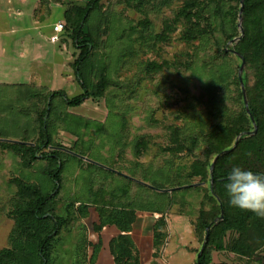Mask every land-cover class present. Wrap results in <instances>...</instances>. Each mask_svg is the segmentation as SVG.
I'll return each mask as SVG.
<instances>
[{"label": "rangeland", "instance_id": "obj_1", "mask_svg": "<svg viewBox=\"0 0 264 264\" xmlns=\"http://www.w3.org/2000/svg\"><path fill=\"white\" fill-rule=\"evenodd\" d=\"M86 1L88 0L49 2L51 6L68 7L82 6ZM185 1L152 0L151 5L145 9L146 15H142L127 7L125 0H102L97 15L93 16L91 23L84 29L85 33H91L96 46L91 52L88 70L85 72L88 85L94 87L97 83L104 82L106 88L102 98L87 100L78 108L66 109L58 99L54 103L56 111L52 117L55 122L57 115L67 112L78 119L89 120V127L81 128L77 135L65 129L63 124L54 125L52 129L55 145L77 160L62 158V182L53 204L54 214L61 216L62 222L52 243L50 264H113L109 243L119 232L114 226L108 225L98 234L93 231L94 204L104 205L108 209H119L122 204L131 203L136 213L131 231L136 249L138 248L135 239L140 243L152 240L153 224L160 215L143 209L159 211L165 207V203H154V196L135 184H145V187L153 190H172L170 193L188 187L176 186L184 179L190 164L197 158L202 159L205 144L198 142L192 154L183 152L177 155V152H164L163 149L171 145V130L180 129L185 136H195L202 133L201 130H206L212 120L204 85L209 83L212 75H218L223 67L230 74L227 81L235 97L236 93L230 86V80L233 74H239V69L232 56L224 59L216 52L215 39L221 33L216 31L204 44H201V41L185 43L181 38L183 26L176 23L172 26L174 30L169 34L167 42L161 43L154 39L163 31L165 23L174 19L175 13L182 8ZM207 4L212 12V2ZM230 5L235 7V3ZM49 6L42 7L44 16L47 8L49 11ZM228 6L229 4L225 3L222 11L227 10ZM58 9L53 10L51 22L60 18L61 8ZM144 19L147 21V28L142 29L139 24L145 21ZM11 21L6 13H0V41L5 40V44H10V47H6L7 53L15 54V45L12 46L14 39L6 35V32L12 30L8 27H16ZM61 34L65 35L64 32ZM228 46L231 47L232 44ZM45 47L49 53V42L45 43ZM77 55L78 52L72 56L66 55L65 61L55 71L49 73L41 70L39 84L37 81L32 82L33 88L42 90L44 95L60 90L68 97L79 95L81 89L71 66ZM191 60L195 69L184 72L181 66ZM245 69L244 67L243 71L248 73ZM13 70L16 69L6 71L0 68V82L6 73L10 72V76H16L17 73L11 74ZM248 84L252 85L249 73ZM13 88L8 89L0 83V95L6 94L3 99L6 101L10 98L16 105L14 110L0 111V133L3 136L0 140L21 143V140L27 137L28 142L32 143L35 136L28 125H25V115L18 113L17 109H21V105L28 108L32 103H37L38 96L22 99L18 94L14 97ZM6 104L2 103L0 108ZM202 122L204 125H201ZM140 139L146 143V148L142 149L141 155L137 157L136 144ZM48 151L51 152L52 149ZM86 160L103 167H89L88 164L91 163ZM46 166V162H33L25 167L19 156L0 147V251L14 250L12 240L15 224L9 217L13 201H17V188L13 181L43 184L45 177L42 172ZM121 177L131 180L132 184ZM152 183L165 186V189H156L151 186ZM197 183L198 180H195L192 186H197ZM172 185L175 187L172 188ZM203 186L201 184V187ZM122 189H126L127 193L123 194ZM201 199L202 196L194 192L174 198L172 208L164 214L167 227L169 221H175L173 219L178 223L187 219L189 224L191 223L192 234H187L184 229H173L170 243L162 257H175L177 264H186L184 257H190L194 253L186 251L181 244L192 246L195 240L197 249L193 252L199 249L198 241L195 238L192 240V223L196 220ZM81 206L89 207V213L82 215L78 211ZM182 214L186 215V218L180 216ZM143 224L145 226L141 227ZM166 233L165 243L168 231ZM94 246H97V251ZM95 253L96 257L91 261ZM151 255L152 248L150 257ZM212 255L211 264H257L254 260L236 259L237 257L228 252H213Z\"/></svg>", "mask_w": 264, "mask_h": 264}, {"label": "trees", "instance_id": "obj_2", "mask_svg": "<svg viewBox=\"0 0 264 264\" xmlns=\"http://www.w3.org/2000/svg\"><path fill=\"white\" fill-rule=\"evenodd\" d=\"M49 1L52 0H40L39 7L35 10V15H39L42 20L46 16L42 7H48ZM101 1L88 0L82 6H59L64 26L62 32L71 40L74 50L78 52L71 66L81 89L79 95L68 97L61 90L44 95L42 90L33 88L32 85H6L8 89L14 87V97L18 94L22 99L38 96L37 103H32L28 108L21 105V109H17L18 113L27 118L25 125H28L35 139L32 143L28 142L27 137H24L21 143L0 141V147L19 156L25 167L33 162H46L47 166L42 172L45 177L43 184H28L22 180L13 181L17 188V201H13V209L9 217L15 224L12 240L14 250H1L0 264L51 263L52 243L62 222V217L56 216L53 208L62 182L64 168L62 158L69 157L77 160L76 157L64 153L59 146L55 145L52 129L54 125L63 124L65 129L77 135L81 128L89 127V120L78 119L77 116L67 112L57 115L55 122L52 117L53 112L56 111L54 103L58 99L66 109H74L87 100H96L104 96L106 88L104 82L89 87L87 74H85L91 52L96 46L91 33H85L84 29L91 23L93 16L97 15ZM205 1L212 2L214 6L212 12ZM240 1L186 0L182 8L175 13L174 19L166 22L163 31L154 37L157 42H167L169 34L174 30L172 26L176 23H181L183 26L181 38L185 43L201 41V44H204L218 31L221 35L215 39L216 52L224 59L232 56L237 63V69L240 68L243 59L245 70L252 77V85L248 84V73L243 71L241 80L249 110L247 114L238 74H233L230 80V86L236 93L233 97L227 81L230 74L227 69L221 68L219 74L212 75L209 83L204 85L209 116L212 120L206 130H201L202 133L195 136H185L180 129L171 130V145L163 149L164 152H171V154L177 152V155L183 152L192 154L198 142L205 144L202 159L197 158L190 164L184 179L176 186L187 185L188 188L168 194L157 193L151 188L135 184L138 188L151 193L154 196V203L160 205H162L161 202L165 203V207L159 211L143 209L160 215L152 229V259L160 257L161 248L167 237L165 212L172 208L175 203L174 198L184 197L185 194L194 192L202 196L196 220L192 223L193 236L200 245L195 251L194 264H211L213 252H228L237 257L236 259L254 260L257 264H264V218L231 207L224 187L227 173L233 165L264 174V0H244L240 20L242 36L239 27ZM150 2L152 3V0H125L127 7L135 9L142 15H146L145 9L151 5ZM225 3L229 6L223 12L222 7H225ZM231 3H235V7L231 6ZM49 7L51 8V5ZM50 8L49 11L47 8L46 14L50 12ZM144 20L139 24L142 29L147 28V21ZM240 36V40L236 42L235 40ZM229 44L232 46L229 47ZM181 67L184 72L195 69L192 60ZM5 95H0V106L2 103H7L0 108V111L16 109L14 101L10 98L6 101L3 99ZM250 115L256 127L253 135H250L254 131ZM201 125H204V122ZM0 137H3L2 133ZM145 148L146 143L140 139L136 144V156L139 157L141 150ZM49 149L52 151L49 152ZM213 162L214 167L210 174ZM89 165L99 169L93 164ZM123 180L132 184L129 179L123 178ZM195 180H198V185L192 186ZM201 184L204 186L201 187ZM151 186L156 189H165V186L156 183H152ZM171 187L174 188L175 185ZM122 193L126 194V189H122ZM94 206L93 231L98 234L108 225L114 226L119 232L118 236L109 243L113 264H140L138 249L131 238L132 226L136 219L135 209L131 203L122 204L119 209H108L98 204ZM88 210L87 206H81L78 209L82 215L89 213ZM221 215L223 219L219 220ZM206 237V242L203 244ZM94 249L97 251V246H94ZM95 257L96 253L91 257V261Z\"/></svg>", "mask_w": 264, "mask_h": 264}, {"label": "crops", "instance_id": "obj_3", "mask_svg": "<svg viewBox=\"0 0 264 264\" xmlns=\"http://www.w3.org/2000/svg\"><path fill=\"white\" fill-rule=\"evenodd\" d=\"M39 2L40 0H0V13H6L11 18L12 24H15L17 27V30H15L16 27H13L14 25L8 27L12 30L6 32V35L14 39L12 46L15 45V54L9 52L8 54L6 47L10 44H5V40L0 41V68L3 70L6 69V71L16 69L11 74L17 73L15 74L16 76H10V72L8 74L6 73V75L4 74L2 76L3 80L0 82L3 85H31L34 81H37L39 84V79L41 78L39 73L41 70L49 71V73L52 70L55 71L65 61V58H67L66 55L72 56L76 52L71 40L66 35H62V32L55 30V26L58 23L63 24L62 11L58 20L52 22L50 20L53 10H59V6L52 5L50 12L42 20L39 15H35V10H37ZM47 42L50 44L49 49L51 51L49 53H47L48 50L45 47V43ZM173 220L175 221H169V226L167 227L168 239L162 249L160 257L156 259L150 257L152 240H147L144 243H140L136 239L134 240L138 248L140 264H177L175 257H162L165 255L166 247L170 243L172 230L184 229L183 231L187 232V234H192V231L187 219L185 221H179L180 223L176 219ZM144 226L145 224L141 225V227ZM192 240H194V237ZM196 246L195 240L192 246H186V243L181 244V247L186 249V251L194 253H191L192 256L190 257H184V263L194 264L196 254L193 251L197 249Z\"/></svg>", "mask_w": 264, "mask_h": 264}, {"label": "clouds", "instance_id": "obj_4", "mask_svg": "<svg viewBox=\"0 0 264 264\" xmlns=\"http://www.w3.org/2000/svg\"><path fill=\"white\" fill-rule=\"evenodd\" d=\"M224 187L231 207L264 218V174L233 165Z\"/></svg>", "mask_w": 264, "mask_h": 264}, {"label": "water", "instance_id": "obj_5", "mask_svg": "<svg viewBox=\"0 0 264 264\" xmlns=\"http://www.w3.org/2000/svg\"><path fill=\"white\" fill-rule=\"evenodd\" d=\"M243 3H244V0H241V1H240L241 6H240V11H239V21L241 20V14H242V11H243ZM239 27H240V24H239ZM240 31H241V36H242V35H243V30H242L241 27H240ZM241 36H240L237 40H240ZM237 40H236V41H237ZM232 52H233V51H232ZM233 53H235V52H233ZM235 55H237V54L235 53ZM244 66H245V62H244V60L242 59L241 66H240L239 71H238V73H239V74H238V78H239V83H240V85H241V90H242L243 97H244V103H245V107H246V112H247V114H249V110H248V108H247V101H246V98H245L244 87H243V83H242V80H241V75H242V73H243ZM249 117H250V119H251V121L253 122V125H254L253 117H252L251 115H250ZM255 132H256V127H255V125H254V131H253L252 133H250V135L255 134ZM0 141H3V140H0ZM234 147H235V145H234ZM81 159H83V158H81ZM83 160H85V159H83ZM86 161H87L88 163H91V164L95 165V166L103 167V166H101V165H99V164H97V163L91 162V161H89V160H86ZM214 162H215V161H214ZM214 162H213V164H212V166H211L210 174L212 173V170H213V167H214ZM133 181H134V180H133ZM135 182H136V183H139V182H137V181H135ZM139 184H141V183H139ZM141 185H144V186H145V184H141ZM185 188H188V187H183V188H181V189H185ZM155 191L163 192V193H170L172 190H167V191L155 190ZM222 219H223V215H221V216L219 217V220H222ZM207 231H208V229H207ZM206 239H207V237L205 238L204 243L206 242ZM201 250H202V249H201Z\"/></svg>", "mask_w": 264, "mask_h": 264}, {"label": "built area", "instance_id": "obj_6", "mask_svg": "<svg viewBox=\"0 0 264 264\" xmlns=\"http://www.w3.org/2000/svg\"><path fill=\"white\" fill-rule=\"evenodd\" d=\"M64 26H63V24L62 23H58L56 26H55V30L57 31V32H62L63 31V28Z\"/></svg>", "mask_w": 264, "mask_h": 264}]
</instances>
